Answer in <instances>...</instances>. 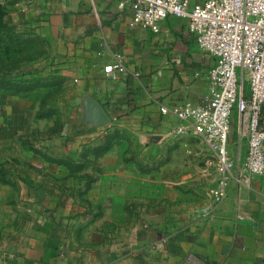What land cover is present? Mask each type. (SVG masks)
Here are the masks:
<instances>
[{
    "label": "crops",
    "instance_id": "0c3cea01",
    "mask_svg": "<svg viewBox=\"0 0 264 264\" xmlns=\"http://www.w3.org/2000/svg\"><path fill=\"white\" fill-rule=\"evenodd\" d=\"M46 1L45 23L60 32L59 52L71 61L65 66L80 77L76 93L98 102L109 119L139 122L161 141L176 138L168 132L177 118L161 114V106L203 102L215 63L199 48L188 18L170 14L152 31L130 25V0H39L36 14ZM118 56L126 72L108 78L104 65ZM82 98L77 109L85 112ZM87 127L100 130L91 122ZM102 170L107 178L96 176L84 200L50 195L52 186L43 185L42 201L21 233L0 242V264H264V176L248 184L232 180L213 218L163 229L124 225V167L107 164L96 174ZM70 187L58 184L56 191Z\"/></svg>",
    "mask_w": 264,
    "mask_h": 264
},
{
    "label": "rangeland",
    "instance_id": "374dc122",
    "mask_svg": "<svg viewBox=\"0 0 264 264\" xmlns=\"http://www.w3.org/2000/svg\"><path fill=\"white\" fill-rule=\"evenodd\" d=\"M38 1L0 0V140L10 142L0 146V242L21 233L43 185L52 186L50 195L84 200L96 176L107 178L103 170L96 174L107 164L124 167V225L175 229L213 218L216 210L204 209L213 203L218 173L203 138L161 141L139 122L109 118L98 131L86 129L77 109L80 77L65 66L71 61L59 52L60 32L45 23L49 1L39 15ZM240 142L244 154L247 137ZM58 184L71 190L60 193Z\"/></svg>",
    "mask_w": 264,
    "mask_h": 264
},
{
    "label": "built area",
    "instance_id": "2783aa9c",
    "mask_svg": "<svg viewBox=\"0 0 264 264\" xmlns=\"http://www.w3.org/2000/svg\"><path fill=\"white\" fill-rule=\"evenodd\" d=\"M130 1L131 26L158 31L168 15L186 17L199 48L215 59L203 102L160 108L161 114L177 118L169 136H200L214 154L218 177L213 203L204 209L209 215L226 197L232 180L248 184L253 176H264V0H203L194 5L190 0ZM103 69L108 78L117 79L127 67L118 56Z\"/></svg>",
    "mask_w": 264,
    "mask_h": 264
},
{
    "label": "water",
    "instance_id": "95a60500",
    "mask_svg": "<svg viewBox=\"0 0 264 264\" xmlns=\"http://www.w3.org/2000/svg\"><path fill=\"white\" fill-rule=\"evenodd\" d=\"M86 110H85V120L97 125L106 123L108 117L101 105L91 98L85 100Z\"/></svg>",
    "mask_w": 264,
    "mask_h": 264
}]
</instances>
